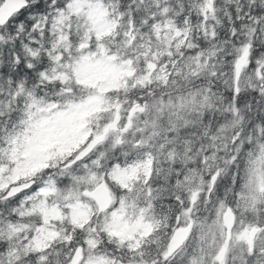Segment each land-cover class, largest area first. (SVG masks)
<instances>
[{"label":"snow or ice","instance_id":"snow-or-ice-1","mask_svg":"<svg viewBox=\"0 0 264 264\" xmlns=\"http://www.w3.org/2000/svg\"><path fill=\"white\" fill-rule=\"evenodd\" d=\"M0 264H264V0H0Z\"/></svg>","mask_w":264,"mask_h":264}]
</instances>
